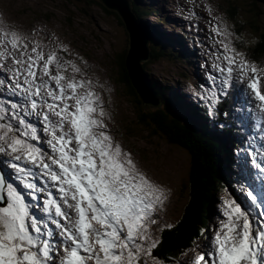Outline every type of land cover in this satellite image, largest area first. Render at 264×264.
<instances>
[{"label":"snow or ice","instance_id":"6c2138e0","mask_svg":"<svg viewBox=\"0 0 264 264\" xmlns=\"http://www.w3.org/2000/svg\"><path fill=\"white\" fill-rule=\"evenodd\" d=\"M205 10L211 70L197 96L214 118L234 88L258 109L260 135L242 164L264 176V66L235 46L211 4ZM81 60L66 44L0 26V95L20 98L0 101V164L10 170L0 169V264H164L153 227L169 189L111 134ZM247 197L245 206L226 195L210 235L201 230L178 264H264V199Z\"/></svg>","mask_w":264,"mask_h":264},{"label":"rangeland","instance_id":"374dc122","mask_svg":"<svg viewBox=\"0 0 264 264\" xmlns=\"http://www.w3.org/2000/svg\"><path fill=\"white\" fill-rule=\"evenodd\" d=\"M201 1H206L207 4H211L214 9L213 14L223 18V21L227 23L229 29L234 33V42L240 33L248 34L249 38L243 41V44L247 48L239 47L238 49L243 51L246 56L249 57L251 55L250 49L253 48V43L256 38L254 34L256 27H262L264 29V2H258L256 0ZM47 2V0H0V8H2L7 14L6 16H10L9 19L16 24L20 22L31 24L35 21H45L44 34L52 31V39L54 32L56 30L59 31L61 35L72 42V45L77 50L88 56L90 66L93 67V69L97 71L101 77L104 79L111 78L112 80L117 81L119 78L118 73L112 66L110 59L103 53L102 50L96 48L91 42V29L85 24L89 20L97 26V22L92 18L90 12L79 4V0H71L72 4L68 5L66 8L61 3L49 0L51 4L55 5L53 13H50L47 12L46 9L48 6L50 8L52 7L51 4L47 6ZM139 3L140 5H135L136 9L146 7L148 14H151L160 20L158 17V11L155 10L158 9L157 7H153L155 9L150 7L151 4L147 0L145 4L142 2ZM174 3L176 4V2ZM232 7L233 9L230 10ZM234 7L236 9H234ZM95 8L96 6H94V9H91V11H95ZM177 9L179 11L178 14H175L172 11L168 14H162L164 19H168L167 22L169 23L178 21L177 19H183L188 25L198 28L202 33V38L204 39L207 47L206 59L208 57L210 59V56H208L209 47L206 42L209 41V35L203 26V21L209 24L210 18L207 12L203 15L199 12H196L197 15H189V12L186 13L180 8ZM160 13L163 12L160 10ZM111 22L112 18L105 16L104 19L100 15L97 27L101 30L105 28L113 31ZM212 23H215V21H212ZM144 25L148 26L146 22ZM99 29L96 30L100 33ZM105 38L108 39L107 37ZM260 39L261 37H258V40ZM186 46L190 47V44L188 43ZM166 63H169L168 68L166 67ZM143 66L146 71L149 72L148 80L153 87H155L158 83L164 82L168 86H173V89L178 87L177 91L179 92L182 91V87L188 89L187 84H185L186 82L177 84L184 68L182 63L172 53L167 52L163 57H156L152 66L148 62L143 64ZM171 75H173L174 82H170ZM116 90V128L122 133L121 135L118 134V137L124 143L118 140L117 141L122 144L126 151L132 154L135 161L142 169L147 171L155 179H159L158 181L163 182L162 184L166 186V188H169L167 199L164 201V204L168 208L167 216L170 220H172V224L177 225L179 224L176 221L181 218V224L179 225L180 228L189 230V226L190 224L193 225L194 218L200 212L201 206H208L207 202L209 200L207 201V194L214 192L215 186L217 184H221L219 176L210 170L197 167V151L194 147L193 138H189L187 135V137L181 139L188 143V148L186 150L184 149V151H180L175 145L170 144L173 140V136L176 140H178V138L176 133H171L172 122L170 118L167 120L162 109L156 112L157 110L154 108L155 106L153 107L151 105L144 104V109H153L147 111L146 114L143 112V122L139 125L137 123L136 115H140L142 110L141 106L136 102V98H129V103L124 97L126 89L116 86ZM186 95H189L188 92ZM135 106H137V109H134ZM134 110L135 113L133 112ZM120 114L123 115L121 118L118 117ZM157 130L165 132L169 135L173 134L171 141L167 142L161 135L156 134ZM148 132H151L152 135H156L158 138H152L148 141L146 138V133ZM244 149L245 148L239 143V141H235L233 144H228L221 148L223 160L219 163L221 165L220 173L222 177H224L227 170L234 165L231 153L234 152L235 155L242 156L245 154ZM155 168L158 169L155 170ZM168 174L169 177H167ZM172 189L173 194L171 193ZM163 224L158 225L157 223L153 229L160 230L168 223ZM206 230L209 231H205V234L206 232H209L210 234V228H208V226H206ZM191 239L192 238L189 237L179 239L177 231H173L166 236V240L172 244V250L192 246ZM163 248L165 249V247ZM154 255L162 258L163 253L160 252V254H158L154 252ZM163 261L164 264H170L167 260Z\"/></svg>","mask_w":264,"mask_h":264},{"label":"water","instance_id":"95a60500","mask_svg":"<svg viewBox=\"0 0 264 264\" xmlns=\"http://www.w3.org/2000/svg\"><path fill=\"white\" fill-rule=\"evenodd\" d=\"M101 1L108 8L116 9L119 12L122 11V8L120 5H122L125 9H127L126 7H128V2H129V0H101ZM257 1L264 2V0H257ZM232 9L233 7L230 10ZM234 9L236 8L234 7ZM3 28L6 29V27H3ZM129 32H130V49L125 58L126 59L125 71L120 70L122 81L124 82V84H128L130 81L131 85L134 86V88L139 93L144 103L146 104L153 103L154 101L150 97V95H153L152 94L153 90L145 78L146 83L148 84L152 92H148V90L146 89L144 82H143V76H142V72L140 68V61H141L140 59L146 58L144 47L141 43V40L139 38L136 28L130 27ZM141 38H142V42L146 44L147 40L143 36H141Z\"/></svg>","mask_w":264,"mask_h":264},{"label":"trees","instance_id":"16d2710c","mask_svg":"<svg viewBox=\"0 0 264 264\" xmlns=\"http://www.w3.org/2000/svg\"><path fill=\"white\" fill-rule=\"evenodd\" d=\"M71 1V0H70ZM263 38V39H262ZM262 38L260 40H258L257 38V43L259 44L260 48L257 49L260 53H264V35H262ZM259 41V42H258ZM261 58V57H260ZM117 59L119 61V64H120V70H123L125 71V61L122 60V57L121 56H117ZM129 85V84H128ZM169 89V88H168ZM158 95L161 96V90L158 89ZM179 114V113H178ZM180 117V116H179ZM183 120V119H182ZM191 129L192 127L190 126V124L188 123L187 119L186 120H183ZM174 130H177V128H174ZM193 130V129H192ZM190 130L188 128H186L185 130V134L184 136L187 134L189 136V138H193V139H197L199 140L200 139V135L195 131V130ZM153 132V131H152ZM158 133V130L157 132ZM176 134H178L177 132H174ZM154 134V133H153ZM169 136V135H168ZM172 136V135H171ZM184 136L182 138H184ZM173 139L176 140L173 136ZM178 142H180L181 144H184L186 146H188V143L185 141V140H177ZM194 141V140H193ZM208 143L211 145L210 147H205V146H197L194 142V147L197 151V153L202 156L205 160V162L201 163V166L200 168L201 169H206V170H210L211 172H213L214 174H216V163L219 159V154L222 152L220 146L218 143L220 142H215V141H211V140H208ZM199 186V184H198ZM221 190V186L220 185H217L215 186V191L218 192ZM203 216H204V212H199L197 214V218H198V221H199V224L200 222L203 220ZM181 221V219L179 220ZM195 226L196 224L193 223V226L190 227L191 230L194 229L195 231ZM203 230H206V224H204L203 226ZM167 248H169V246L165 247L164 250H167Z\"/></svg>","mask_w":264,"mask_h":264},{"label":"bare ground","instance_id":"6f19581e","mask_svg":"<svg viewBox=\"0 0 264 264\" xmlns=\"http://www.w3.org/2000/svg\"><path fill=\"white\" fill-rule=\"evenodd\" d=\"M137 2L139 3V1L137 0ZM140 4V3H139ZM153 7H157L158 9H155L156 11H158V13H160V10L161 11H163L162 9H161V7H158V5H154L153 4ZM173 18V17H172ZM166 21H168V19H165ZM182 21H184L183 19H181ZM207 42V44H209V41H206ZM184 49H189V47L188 46H186V45H184V47H183ZM210 52V51H209ZM208 56H209V54H208ZM207 60H209V57L207 58ZM149 76V75H148ZM148 76H146L145 78H146V80H147V82L149 83V85H150V87L152 88V90H153V92L156 94V95H158V93H157V91H156V89L152 86V84L150 83V81L148 80ZM177 86V85H176ZM167 87L169 88V90L170 91H172L173 93H175V94H177V95H179L180 94V92L179 91H177V88L176 89H173V86H168L167 85ZM159 96V95H158ZM9 97V96H8ZM9 99H13V100H17V99H19V97H9ZM191 108V107H190ZM252 109H254V108H252ZM253 116L255 117V118H257V119H259V120H261V118L258 116V114L255 112V110H253ZM179 116H180V118L181 119H183V120H186V118L183 116V115H181L180 113H179ZM189 118L190 119H193L194 118V116H193V114L192 113H190V115H189ZM243 124V123H242ZM170 149V148H169ZM229 171H231V170H229ZM172 173V172H171ZM164 174V173H163ZM170 174V173H169ZM169 174H168V176L167 177H169ZM173 174V173H172ZM166 175V174H165ZM164 175V176H165ZM166 177V176H165ZM181 177V176H180ZM177 178V177H176ZM167 179V178H166ZM170 179V178H169ZM159 180V179H158ZM179 181V180H178ZM176 182V181H175ZM163 183V182H162ZM176 185V184H175ZM258 187V186H257ZM257 187H255V188H257ZM167 189H169V188H167ZM172 194H173V192H171ZM176 196V195H175ZM172 197H173V195H172ZM174 201V200H173ZM181 219V218H180ZM179 219V220H180ZM178 220V221H179Z\"/></svg>","mask_w":264,"mask_h":264}]
</instances>
